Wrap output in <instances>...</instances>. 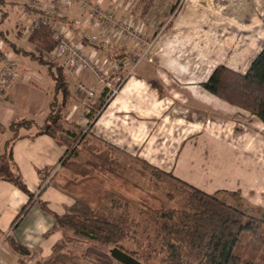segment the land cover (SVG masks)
Listing matches in <instances>:
<instances>
[{"label": "rangeland", "instance_id": "374dc122", "mask_svg": "<svg viewBox=\"0 0 264 264\" xmlns=\"http://www.w3.org/2000/svg\"><path fill=\"white\" fill-rule=\"evenodd\" d=\"M26 3L0 4V30L6 37H0V49L9 55L15 47L24 58L18 62H32L41 70L44 67L34 56L61 63L62 58L51 54L54 48L39 51L30 42L32 17ZM107 4L98 7L109 10L116 23H124V32L119 34L117 26L102 30L94 17H87V9L80 10L106 34L90 38L99 35L108 40L106 45L90 41V62L96 65L94 52L101 49L110 57L102 60L115 59L120 66L113 70L121 72L120 79L110 84L107 98L117 97V106L105 108L106 101H96L95 90L107 83L106 76L99 69L88 70L100 85L90 87V96L78 86L84 96L72 103L79 109L51 125L55 135L67 140L69 153L45 177L55 170L57 180L74 184L84 199L78 201L132 220L128 237L120 244L135 252L141 264H168L161 247L162 219L156 215L181 208L185 195L179 184L159 177L151 167L215 194L249 217H264V150L262 156L254 153L264 148V125L201 85L221 64L246 71L264 43V0H109ZM49 17L54 20L56 15ZM126 87L129 90L122 92ZM60 97L56 94V106ZM67 103L68 99L61 114ZM47 113L27 118L43 123ZM60 127L73 131L75 138L69 140ZM5 132L1 140L11 136L9 129ZM62 234L72 246L69 252L78 257L64 262L119 264L108 247L72 240L67 231ZM183 252V264H197V257ZM236 252L262 264L263 229L244 233Z\"/></svg>", "mask_w": 264, "mask_h": 264}, {"label": "crops", "instance_id": "0c3cea01", "mask_svg": "<svg viewBox=\"0 0 264 264\" xmlns=\"http://www.w3.org/2000/svg\"><path fill=\"white\" fill-rule=\"evenodd\" d=\"M92 2L107 7L109 0ZM1 3L3 0L0 1ZM24 8L28 9L27 3L24 4ZM59 14L55 22L69 29L72 41L81 44L83 53L90 58V35L94 33L106 35L104 31L95 27L92 19L89 21L82 10L75 5L59 8ZM0 34V37L6 38L4 31L0 30ZM103 52L101 49H95L94 52L97 57L96 66L107 80L106 84L98 87L97 85L100 84L95 83L88 70L75 71L64 67L62 62L51 66L42 64L44 69L41 70L31 66L32 62H18L24 58L19 57L18 53L21 52L14 51L13 48L9 56L19 63L20 68L17 65L15 80L0 90V125L6 129L13 120L42 112L45 114L47 111L48 116L52 108V99L56 98L55 80L51 77L56 67H61L70 92L62 115L68 117L79 109L78 103H72L76 102L79 96H84V93L78 89L79 85L86 88L97 86L96 101H106L105 108L108 105L116 107L117 97L109 100L107 98L111 90L110 84L120 79L121 72H113V70L116 66L118 68L120 66L113 62L115 59L109 61L110 57ZM205 52L207 53L208 49ZM104 57L108 59L102 60ZM208 74L209 71L206 76ZM125 90L129 89L126 87L121 91L125 92ZM71 106H75L74 110H70ZM87 115L89 116L88 113ZM5 129L0 133V137L7 132ZM35 131V128L20 130L19 137L10 146L9 157L6 154L8 144L6 141L11 136H4L6 139L3 137L2 140L0 138V171L2 170L0 173V264H56L67 259H78L76 254L69 252L72 246L65 241L62 232L53 229L55 223L53 215L66 214L75 201L84 202V199L75 192L74 184L63 182L62 179L57 180L55 170L50 176L45 177L47 176L45 172L58 167L67 145L48 134L34 135ZM263 150L264 148L257 152L254 150V153L262 156L260 151ZM13 175H19L29 193L33 195L26 213L17 220V214L30 197L8 180ZM42 204L46 205L49 211L43 209Z\"/></svg>", "mask_w": 264, "mask_h": 264}, {"label": "trees", "instance_id": "16d2710c", "mask_svg": "<svg viewBox=\"0 0 264 264\" xmlns=\"http://www.w3.org/2000/svg\"><path fill=\"white\" fill-rule=\"evenodd\" d=\"M29 39L39 51H51L56 46L51 28L46 24H39L34 28ZM13 48L14 51H20ZM34 57L42 64L53 65L52 62L44 60L41 54ZM51 77L55 80L56 94H61L59 106H56L58 105L57 99L54 98L52 108L43 123H37L27 117L13 120L6 128L11 131V137L6 141L8 157L10 146L19 137L20 130L31 128L36 129L34 135L48 134L67 145V150L59 162L63 163V160L68 157L67 140L55 135L51 130V125L56 124L61 118L60 109L65 105L70 92L61 67H56ZM201 85L221 100L255 116L264 125V43L245 72L234 71L221 64L214 68L208 79ZM4 129L5 127L0 125V133ZM59 131L60 133L64 131L69 140L76 136L73 131L62 130V128ZM151 168L164 180L179 184V190L185 195L181 208L167 209L156 215L162 219L163 242L161 247L166 252L164 258L166 263L183 264L181 255L186 249L198 258L197 264H259L254 260L243 259L236 249L244 233L256 232L259 229H263L264 242V217L259 219L249 217L243 209L226 203L215 194L207 193L188 184L169 172ZM8 180L30 197L27 204L17 214V220L26 213L33 195L29 193L19 175H13ZM42 208L49 211L44 204ZM53 216L55 219L53 229L62 233L67 231L71 234L72 240L91 241L100 248L118 247L136 258L135 252L128 251L120 244L128 237L133 223L125 215L115 216L110 210L100 211L83 202L75 201L66 214ZM58 264L69 263L62 261Z\"/></svg>", "mask_w": 264, "mask_h": 264}, {"label": "built area", "instance_id": "2783aa9c", "mask_svg": "<svg viewBox=\"0 0 264 264\" xmlns=\"http://www.w3.org/2000/svg\"><path fill=\"white\" fill-rule=\"evenodd\" d=\"M75 5L79 9H87V17L95 18L97 25H100L102 30L108 27H118V33H122L125 30V25L122 22H115L113 14L104 8L98 7L97 3H93L92 0H28L27 8L28 14L31 16L30 28L33 30L39 24L49 25L53 35V39L56 42L54 50L51 52L52 56L56 59L62 58V65L75 71L95 69L98 71V67L90 62V58L83 53L81 44H75L72 41V35L69 29L61 24H57L54 20H51L50 13L59 16V8H65ZM99 41V44L106 45L108 40L106 38L91 36L89 42ZM10 56L0 49V90L8 86L17 76V66L14 61L9 58ZM92 65H91V64ZM99 72V71H98ZM83 89L87 96L92 95V90L79 85Z\"/></svg>", "mask_w": 264, "mask_h": 264}, {"label": "water", "instance_id": "95a60500", "mask_svg": "<svg viewBox=\"0 0 264 264\" xmlns=\"http://www.w3.org/2000/svg\"><path fill=\"white\" fill-rule=\"evenodd\" d=\"M109 255L114 260L121 264H141L136 258L119 249L118 247H112L109 249Z\"/></svg>", "mask_w": 264, "mask_h": 264}]
</instances>
